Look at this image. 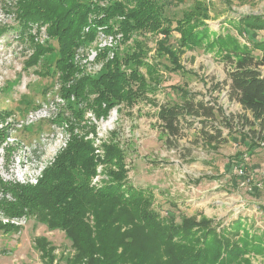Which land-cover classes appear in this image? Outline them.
<instances>
[{"label": "trees", "instance_id": "1", "mask_svg": "<svg viewBox=\"0 0 264 264\" xmlns=\"http://www.w3.org/2000/svg\"><path fill=\"white\" fill-rule=\"evenodd\" d=\"M185 1L14 0L9 13L16 25L0 28V35L11 30L22 41L29 37L32 54L25 68L40 66V76L57 78L60 102L51 123L69 136L66 147L45 167L36 184L8 183L0 176V191L4 194L0 211L10 217L35 215L50 228L63 230L73 249L66 264H253L252 257L264 255L262 233L252 231L241 217L219 232L206 217L197 221L184 216L180 223L174 216L161 217L152 208L149 192L127 184L125 157L112 138L104 143L106 178L92 185L100 173L93 142L87 139L90 132H95V127L86 122L87 111L101 118L115 106L133 108L139 100L156 94L166 81L158 73L157 63L145 61L147 50L139 41L132 54L127 52L123 57L116 53L110 58V48L101 50L96 60L105 62L104 70L96 76L86 74L75 56L101 33L121 35L123 42L140 32L162 35L157 51L172 60L173 64L165 67L169 73L184 71L180 57L186 51L205 48L220 55L230 64V100L251 113L264 129V39L259 35L264 31V16L227 20L238 36L247 38V45L230 33L212 30L204 0H195L180 18L168 15L167 6ZM42 29L46 36L43 42L39 37ZM174 32L180 34L175 46L168 44ZM253 49L260 52L259 56L253 54ZM123 64L130 70H123ZM141 68L146 69L147 77L140 73ZM170 88L180 102H166L160 107L157 115L164 134L180 137L181 121L191 116L201 118L199 130L207 144L227 141L222 130L215 127L220 118L232 128L231 118L225 116L222 107L197 99L182 86ZM12 115L9 110H0V147L10 139L8 119ZM208 129L214 132L210 134ZM253 139L263 138H246V152H238L229 160L230 172L236 167L245 173L244 177L235 176V181L249 175L245 157L261 145ZM11 149L6 148L8 152ZM7 195L13 200L6 199ZM18 229L0 224L5 233ZM45 242H38L43 256L49 264H59L54 263L57 259Z\"/></svg>", "mask_w": 264, "mask_h": 264}, {"label": "rangeland", "instance_id": "2", "mask_svg": "<svg viewBox=\"0 0 264 264\" xmlns=\"http://www.w3.org/2000/svg\"><path fill=\"white\" fill-rule=\"evenodd\" d=\"M194 1L167 6V13L180 18ZM204 1L210 15L207 23L212 30L230 33L241 43L249 44L246 37L238 36L227 20L248 15L264 16V0ZM13 3L14 0H0V28L16 25L13 14L9 13ZM41 32L39 37L43 42L46 38L44 29ZM259 35L264 39V31ZM179 37L180 34L174 32L168 44L175 46ZM161 39L162 35L142 32L136 33L129 42H123L121 35H99L89 47L77 52L76 63L86 74L96 76L104 70L105 62L96 60L101 50L110 48V58L116 53L123 57L127 52L132 54L135 42L139 41L147 50L145 61L151 65L157 63L158 73L166 80L156 94L147 96L149 101L139 100L133 108L115 106L107 117L101 118L93 111H87L86 122L95 127V132H90L87 139L92 140L98 160L100 175L97 176L106 178L104 143L112 138L125 157L127 184L149 192L152 208L161 217L174 216L177 223L184 216L197 221L206 217L218 232L241 217L253 228L252 231L262 233L264 238V209L259 208H264L263 127L251 113L230 100L227 87L230 64L227 61L199 48L181 55L184 71L169 73L165 67L171 66L172 60L157 51V42ZM31 54L29 37L22 41L17 32L11 30L0 35V110L13 113L8 119L11 123L10 139L0 147V176L8 183L36 184L45 167L66 147L69 138L63 128L51 123L60 102L57 78L40 76V66L25 68ZM253 54L259 56L260 52L253 49ZM121 67L130 70L126 64ZM140 73L147 77L145 68H141ZM171 85L187 88L197 95V99L222 107L225 116L231 118L232 128L226 127L220 118L215 127L222 130L227 141L207 144L199 130L202 128L201 118L191 116L181 121L180 137L164 134L157 115L160 107L166 102H180ZM208 130L210 134L214 132ZM250 136L263 139H253L256 145L261 143L260 148L245 157L249 180L235 181L238 168L230 172L229 160L238 152H246L249 141L245 139ZM6 148L12 149L8 152ZM95 184L100 182L95 183L93 179L92 185ZM3 197L0 191V200ZM6 199L13 200L10 195ZM0 224L20 227L8 233L0 230V264H49L38 246L41 239L46 240L47 250L52 249L57 259L54 263L66 264L67 258L73 254L65 232L50 228L35 215L10 217L1 210ZM252 262L264 264V255L252 257Z\"/></svg>", "mask_w": 264, "mask_h": 264}, {"label": "built area", "instance_id": "3", "mask_svg": "<svg viewBox=\"0 0 264 264\" xmlns=\"http://www.w3.org/2000/svg\"><path fill=\"white\" fill-rule=\"evenodd\" d=\"M104 37L105 36V34L104 33H101L100 34V37ZM79 53V52H78ZM76 54V58H78V56H79V54ZM101 146V145H100ZM97 152H100L99 150L97 151ZM238 175L239 176H242V177H244L245 176V173H244V171H243V169H241V168H238ZM248 178V177H247ZM100 180H101V178H100V176H96L95 178H94V182L95 183H97V182H100ZM246 180V179H245ZM245 180H242L243 182L245 181ZM247 180H249V179H247Z\"/></svg>", "mask_w": 264, "mask_h": 264}]
</instances>
